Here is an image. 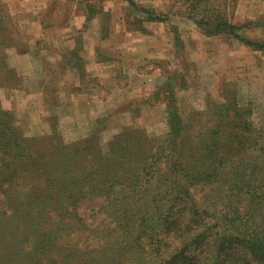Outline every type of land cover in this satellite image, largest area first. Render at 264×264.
<instances>
[{"label":"trees","instance_id":"trees-1","mask_svg":"<svg viewBox=\"0 0 264 264\" xmlns=\"http://www.w3.org/2000/svg\"><path fill=\"white\" fill-rule=\"evenodd\" d=\"M127 1L144 13L147 22L167 21L170 16ZM235 1L181 0V7L171 14L191 20L205 36L224 34L264 54V40L247 38L240 32L249 26L264 28V17L234 24L226 8ZM2 20L0 16V26ZM102 24L105 32L107 27ZM65 58L66 65L79 64L76 54ZM159 87L174 94L173 85L166 81ZM157 94L155 90L153 102L160 101ZM169 101L168 131L163 137L127 138V127H122L105 154L100 151V163L91 164L79 180L70 183L78 188L81 201L102 200V210L114 233L99 251H82L63 243L74 229L69 226V217L64 221L67 211L57 212V224L44 220L53 199L47 192L53 181L46 179L35 185L26 179L23 186L33 197L19 199L20 192L5 195L4 206L17 207L11 218L2 211L3 222L9 227L0 230V264H264V120L257 126L251 109H237L235 98H227L222 105L210 101L206 107L214 120L201 124L198 119L195 122L200 126L193 130L194 117L206 115L196 112L187 120L175 109V101ZM8 118L0 110V152L6 168L12 161L31 157L11 130ZM101 123L96 121L81 141V153L83 143L89 146L97 141ZM23 169L25 173L31 169L42 173L43 168L31 161L13 173ZM65 192L67 206L73 203L75 191L67 188ZM27 205L37 210L19 211Z\"/></svg>","mask_w":264,"mask_h":264},{"label":"rangeland","instance_id":"rangeland-1","mask_svg":"<svg viewBox=\"0 0 264 264\" xmlns=\"http://www.w3.org/2000/svg\"><path fill=\"white\" fill-rule=\"evenodd\" d=\"M27 1L31 2V0ZM44 1L47 2L48 8H43ZM75 1L80 2V4H76ZM133 1L138 6L145 7L138 3L139 0ZM142 1L148 3L149 0ZM33 2L36 4V8L27 11L22 17L29 19L37 14L39 17L43 16L42 18L55 24L50 29L51 31L57 30L62 25L61 22L64 17L71 16L73 13L81 16V30H87L92 24L91 19L96 18L98 19L97 25L99 22H104L103 27H107L105 32H109L113 23L112 17L121 16L128 20L131 28H140L142 26L141 17L145 16L144 13L137 12L134 7H131L127 0H33ZM180 3L181 0H165L163 11L174 15L171 14V10L181 7ZM226 13L230 15L229 19L236 25L257 22L258 18L264 17V0H236L234 6L226 8ZM0 16L3 18L0 26V88L14 90L23 84L24 77L17 75L11 67L8 57L10 54L28 53L29 47L34 41H24L23 29L20 28L21 24L13 18L14 15L11 14L8 0H0ZM171 29H173L172 26ZM170 32L174 31L171 30ZM240 32L247 38L264 40V28H251L249 26ZM175 33L177 32L175 31ZM222 39L224 42H229L230 46L229 72L226 73V70L221 71L217 68L216 61L220 62L221 59L217 52L211 56L212 60L208 65L198 66L191 62L181 61V66L178 67L176 59L174 60L175 67L170 69L169 79L165 80L169 85H173L174 94L165 93V90H161L160 87L156 89L162 104L153 106L155 103L148 101L124 104L118 112L115 111V114L105 115L90 123L86 118L81 120L79 116L72 120L67 119L65 122L51 118H45L42 119L44 121H41L39 112L37 115L30 113L29 110L23 112L17 107L18 104L14 103V100L11 102V107L5 108L0 100V110L8 114L11 130H14L13 132L20 140L21 145L26 146L30 151L27 157L31 156L28 159L25 157L21 160L12 161L10 167L6 168L2 165L5 163L0 152V165H2L3 171V175L0 174V183L4 182V184H0V230L9 227L3 222L6 221V218L2 215V211L11 218L13 217L12 211H15L17 207L15 206L13 209V207L4 206L5 195L14 193L16 196L20 192L19 199L24 198L25 195L27 197L24 199L31 198L33 196L30 191L23 186L24 180L27 179L28 182L30 180L37 185L36 183L48 179L54 183L52 189L47 190L53 199L47 206L49 213L45 215L44 220L48 221L49 225L57 224L60 221L57 212L67 211L64 221L69 217V226H74V229L65 236L63 243L75 245L82 251H99L114 233L109 224L110 219L102 210V200L98 198L88 200V198L81 201L78 188L70 183L79 180L85 170H90L91 164L98 165L100 163V151L102 150V154H105L104 152L112 137L119 133L122 127H127V138L134 136L135 139L142 140L143 136L149 139L163 137L168 131L167 100L175 101V109L181 113V117L187 118V120L196 112L206 115L199 116V118L194 117L191 121L195 127L193 130H197L200 126L198 122H195L198 119L201 124H205L206 119L214 120L213 115L209 114L208 107H206L210 101L222 105L226 104L227 98L229 100L235 98V102L238 103L237 109H251L252 121L257 126L260 125L264 120V54L250 50L230 36L223 34L219 41L221 42ZM57 42V46L60 47V42ZM37 43L36 46H33L39 49V58H36L34 62H37V65L40 63L39 67L43 72L42 74H46L47 78L36 81V73H27L26 75L29 77L28 83L31 86H35V81L39 83L42 81L41 84H43L47 94L46 101L50 102L52 91L54 87L56 88L57 76H64L66 74L64 70L68 67L64 65L58 71L52 70L53 66L48 59H53L49 53L55 52V50L53 51L55 41L45 39L37 41ZM111 55L116 57L118 54L112 52ZM30 84H28L29 87H31ZM89 85L91 86L92 83ZM150 100L154 99L151 98ZM159 105L162 106L161 110L159 107L153 109ZM35 107L38 108L39 104ZM98 120H102V123L96 130L97 141L95 143L91 141L89 146L83 143L85 150L81 153V141L89 136ZM103 128L106 129L103 130ZM120 139L123 142L125 138ZM2 141L3 138L0 136V145ZM31 161H36L42 165V173H36L32 169L28 173H25L24 169L16 174L13 173L15 168L19 167L20 169L21 165L30 164ZM10 170L11 172H8ZM38 187L43 188L40 185ZM67 188L74 189L75 199L73 200L74 204L67 203L66 206L64 203ZM43 198L44 196H42ZM77 198H80V201L77 202ZM61 206L62 208L59 210ZM36 210L37 208L32 209L28 205L19 209L22 213ZM70 213L74 214L69 215ZM7 221L9 222V220ZM2 240L3 236L0 234V242Z\"/></svg>","mask_w":264,"mask_h":264},{"label":"crops","instance_id":"crops-1","mask_svg":"<svg viewBox=\"0 0 264 264\" xmlns=\"http://www.w3.org/2000/svg\"><path fill=\"white\" fill-rule=\"evenodd\" d=\"M149 1L144 3L139 0L138 3L165 13V0ZM8 3L13 18L21 24L24 41L34 43L29 47L28 53L9 55L11 67L17 75L24 77L23 84L14 90L0 88V100L5 108L11 107L14 100L23 112L29 110L34 115L39 112L41 121L51 118L65 122L79 116L81 120L86 118L92 123L105 115L115 114L124 104L153 102L150 100L152 94L169 79L170 69L175 67L176 59L178 67L181 66V61L198 66L208 65L211 63V56L217 52L221 58L220 62L216 61L217 68L229 72V42H224L223 39L220 42L222 35L205 36L191 20L182 16L170 15L163 22H147L141 17L140 28H131L128 20L121 16L112 17L109 32H104L100 22L97 25L96 18L91 19L92 24L87 30H81V16L73 13L64 17L59 29L51 31L55 24L42 18L43 16L39 17L37 14L29 19L22 17L27 11L36 8L33 0H8ZM75 3L80 4L78 1ZM43 8H48L46 1L43 2ZM171 30L174 32L171 33ZM45 39L55 41V52L49 53L53 59H48L53 71L66 65L67 55L76 54L79 58V64L72 62L66 65V74L57 76L50 102L46 101L47 94L42 81L36 82L47 76L42 74L40 63L37 65L34 62L39 58V49L35 47L37 41ZM57 41L60 42V47L57 46ZM112 52L118 55L114 57ZM33 72L37 74L35 86L28 83L29 77L26 75ZM153 103V106L162 104L160 101ZM38 104L39 107H35ZM158 107L159 110L162 109L160 105L153 109Z\"/></svg>","mask_w":264,"mask_h":264}]
</instances>
